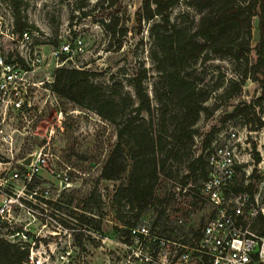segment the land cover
Wrapping results in <instances>:
<instances>
[{
  "label": "rangeland",
  "instance_id": "1",
  "mask_svg": "<svg viewBox=\"0 0 264 264\" xmlns=\"http://www.w3.org/2000/svg\"><path fill=\"white\" fill-rule=\"evenodd\" d=\"M141 2L0 0V50L8 57L20 51L21 43L12 39L10 33L13 26L15 36H20L14 15L16 12L25 23L22 30H28L30 38L43 55L44 59L34 74L35 79L43 80L55 69L51 50L63 40L73 42L75 37H80L84 50L72 55L64 66L89 70L93 83L102 86L106 94H130L133 103L129 108L138 103L132 78L142 71V83L151 97L153 122H156V115L161 110H172L174 105L166 101L165 106H157L155 100L154 86H160V68L163 64L159 61L153 24L159 22L160 17L155 15L138 22L136 11ZM197 15V11L186 0H179L171 9L170 17L191 27V20ZM258 38V17L255 15L252 17L250 39V56L253 60ZM238 67V62L229 57H211L186 67V72L200 86L214 89L204 101L207 109L200 113L194 125V141L189 154L181 161H174L172 177H159L155 196L160 202H155L138 219L134 211L129 212L125 208L121 211L112 201L114 189L126 179L127 174L117 181L99 177L101 166L117 139L115 123L102 118L94 109L79 105L51 90L44 115L36 123V133L30 135L29 141L23 145L31 147L48 142L46 150L53 155H50L49 160L48 154V165L40 170L38 177L42 180L39 187L50 185V191L45 195L42 190H38V194L46 197L37 198L33 205L34 217L19 215L17 227L31 222L29 234L36 233L48 245L49 241L59 238L73 239L74 253H79L84 259L76 258L72 264H120L122 259L118 255L122 249L109 240L122 238L131 225L147 222L152 227L160 209L163 215L153 229L173 239L191 243L189 237L193 235L189 233L190 228L195 231L200 229V233L210 215L211 205L201 192L200 179L193 182L187 178L185 185L181 184L180 179L188 173L189 158L200 152L206 134L212 128L217 132L226 126L238 129L245 126L250 130L248 140L251 148L253 143L256 144V150L264 147V91L257 81L246 78L241 91L234 93L230 80L239 78ZM46 85L49 86V83L46 82ZM41 92L42 96L46 93L43 89ZM238 104H253L251 113L247 116L243 113L232 115ZM59 109L64 113L62 128L55 122V114ZM148 115L145 110L140 113V116ZM52 123L53 132L50 134ZM61 167H68L71 186L58 192L55 172ZM242 176L241 169L237 168L239 184Z\"/></svg>",
  "mask_w": 264,
  "mask_h": 264
},
{
  "label": "built area",
  "instance_id": "2",
  "mask_svg": "<svg viewBox=\"0 0 264 264\" xmlns=\"http://www.w3.org/2000/svg\"><path fill=\"white\" fill-rule=\"evenodd\" d=\"M10 33L21 45L18 54L10 57L0 50L1 237L27 251L26 264H72L76 258L84 259L74 253L73 239L59 238L48 245L36 233L29 234L31 222L17 227L19 215L34 217L37 198H45L50 191V185L37 184L40 170L48 165V154L49 160L53 155L46 150L48 142L23 145L36 133L38 118L44 115L54 90L53 72L43 80L34 78L44 58L28 30L15 36L12 26ZM83 50L82 38L63 40L51 50L53 67L64 66L72 55ZM41 89L46 91L43 96ZM63 118L59 109L55 122L60 128ZM52 132L53 123L49 129ZM249 133L245 126H226L215 133L205 149L208 175L202 181L201 192L211 212L199 235L190 237L189 243L160 234L147 222L131 225L122 238L109 240L122 249L120 264H264V147L251 148ZM237 168L243 175L240 184ZM55 177L58 192L71 186L68 167L57 169ZM38 190L45 195L38 194Z\"/></svg>",
  "mask_w": 264,
  "mask_h": 264
},
{
  "label": "trees",
  "instance_id": "3",
  "mask_svg": "<svg viewBox=\"0 0 264 264\" xmlns=\"http://www.w3.org/2000/svg\"><path fill=\"white\" fill-rule=\"evenodd\" d=\"M178 1L142 0L136 11L138 22L155 15L160 17V21L153 24V30L158 42L159 61L163 65L160 68V86H154V96L157 106H165L167 101L174 105V109L161 110L156 115V122H153L151 97L142 83V71L132 78L138 103L131 108L130 94H106L102 86L93 83L87 69L59 66L53 72L52 89L57 94L92 108L102 118L115 123L117 139L101 166L99 177L117 181L127 174L126 179L114 189L112 201L121 211L123 208L134 211L136 219L155 202H160L155 196L159 177H172L174 161H181L189 154L194 141V125L200 113L207 109L204 101L214 89L200 86L186 72V67L211 57H229L238 62L240 69L239 78L230 80L234 93L241 91L246 78L257 81L264 91V0H186L198 13L191 20V27L171 20V9ZM14 15L18 29L22 31L25 23L18 13ZM255 15L258 17L259 38L254 46L256 57L253 60L250 39L252 17ZM252 107L253 104H238L232 115L243 113L247 116ZM143 110L149 115L140 116ZM215 133L212 128L202 140L200 152L190 156L188 173L180 179L182 185L186 184L187 178L193 182L206 179L208 162L205 149ZM40 182L37 179V184ZM162 215L163 211L158 210L153 228L159 224ZM199 230L190 228L189 233L196 237ZM26 261V250L0 237V264H26Z\"/></svg>",
  "mask_w": 264,
  "mask_h": 264
},
{
  "label": "water",
  "instance_id": "4",
  "mask_svg": "<svg viewBox=\"0 0 264 264\" xmlns=\"http://www.w3.org/2000/svg\"><path fill=\"white\" fill-rule=\"evenodd\" d=\"M27 161H28V159H27Z\"/></svg>",
  "mask_w": 264,
  "mask_h": 264
}]
</instances>
